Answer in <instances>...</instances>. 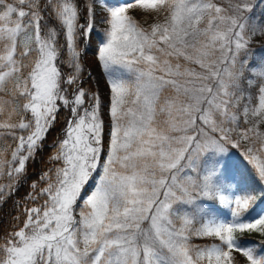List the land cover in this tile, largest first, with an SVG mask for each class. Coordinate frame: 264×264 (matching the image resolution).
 Masks as SVG:
<instances>
[{
	"label": "snow or ice",
	"instance_id": "snow-or-ice-1",
	"mask_svg": "<svg viewBox=\"0 0 264 264\" xmlns=\"http://www.w3.org/2000/svg\"><path fill=\"white\" fill-rule=\"evenodd\" d=\"M133 3L157 22L140 27L127 15ZM94 33L106 105L83 86ZM257 37L264 0H0V142L16 144L0 159V205L23 187L58 114H69L50 157L61 166L16 201L0 264H237L234 252L264 264L236 236L264 234V215L246 218L264 202ZM241 148L251 179L229 158ZM225 206L230 219L217 215ZM206 238L216 242L192 243Z\"/></svg>",
	"mask_w": 264,
	"mask_h": 264
},
{
	"label": "trees",
	"instance_id": "trees-1",
	"mask_svg": "<svg viewBox=\"0 0 264 264\" xmlns=\"http://www.w3.org/2000/svg\"><path fill=\"white\" fill-rule=\"evenodd\" d=\"M99 40L100 38L98 37V35L94 33L92 37V41L89 44L90 47H88L87 45L89 49L88 55L89 53L90 55L93 54L91 58L95 54L93 49L98 44ZM253 48L255 50V55L257 57L264 56V44L253 43ZM92 62L93 59L89 61L90 66L92 65ZM83 63L86 65L87 60L86 59L83 60ZM86 75H87V70L85 69V75L83 79L86 77ZM83 86L92 92H97L98 85L94 80L93 75L84 79ZM68 116L69 114L67 111H61L58 114L55 125L51 128V130L47 134L46 139L43 141L42 149L38 150L35 154L34 159L30 160L27 163V174L24 177L23 187H21L14 196H12L10 199H7L2 205H0V236L5 235L9 230H11L15 226L16 224L15 217H17V215L19 214L16 207V201L21 200L30 191L29 185L31 184V182L37 180L41 173L49 169L54 170L56 167L61 166L60 161L50 160V157L53 156L56 152L54 145L57 144L58 139H61L62 137L65 136V127L67 124ZM107 132L108 129L106 128L105 136H104L105 147H107V143H108ZM15 147H16L15 142H13L10 138L6 141V143L0 142V153H2L0 159L5 161L10 160L11 151L14 150ZM240 153L242 152L237 150L236 152H233L229 155L231 163L236 169H238L242 173H246L251 179L252 174H251L250 166L247 164V162L244 160V158L241 156ZM6 176L7 174L5 169V174L3 176H0V185L7 184ZM45 186L46 185L44 183L40 184V187H45ZM41 201L42 200L37 201V204H40ZM29 206H33V205L29 204ZM261 212H264V202L255 205L253 209H251L246 214V218L250 220L255 216H257L258 214H260ZM20 219L22 220L23 216H21ZM238 238L240 242L245 245L256 244L259 247L261 243H264V237L257 238L250 234H243ZM209 240L210 239H203V241H209Z\"/></svg>",
	"mask_w": 264,
	"mask_h": 264
},
{
	"label": "rangeland",
	"instance_id": "rangeland-1",
	"mask_svg": "<svg viewBox=\"0 0 264 264\" xmlns=\"http://www.w3.org/2000/svg\"><path fill=\"white\" fill-rule=\"evenodd\" d=\"M130 2H131V0H130ZM81 7H82V5H81ZM97 13H98L97 16H96L97 23H96L95 27H96L97 31L102 33L103 30L107 27L106 24L100 23L101 16L105 15V13L101 12L99 10V8L97 9ZM127 15L131 16L137 22V24L140 25V27L145 28V29H148L152 24L156 23L157 19H158L154 14L153 15H149L145 11L139 9L138 5H135L134 3H133V7L127 10ZM99 43H100V40H99L98 44L95 46V48L93 49L94 52H95L94 56L91 58V56L93 54L90 55V53H89V55H88V52H87V54L83 57V60H85V59L87 60V64L85 65V69L87 70V73H91L93 75V78H94V80L96 81V83L98 85L97 93H99V95L101 97V100H102V103L106 105L108 103V83H107V78L105 76V73L103 71L102 66L98 63V61L96 59V48L99 45ZM253 43L264 44V37H257L253 41ZM88 47H90V45H88ZM90 50H91V48H90ZM90 58H91V60L93 59V62H92L91 66L89 65V61H91ZM190 67H195V66L192 65ZM196 70L199 71L198 68ZM104 112H105V115H104L105 123H108L107 108L104 109ZM64 138H65V136L62 137L61 139H58L57 143L59 141L63 140ZM236 151L237 150L233 149L229 153V155L231 153H233V152H236ZM238 151L243 152V148L239 149ZM6 181L8 183V176H6ZM95 183H96L95 179L89 181V183L86 185V187L84 189V192L82 194L86 195V194L90 193L93 190V188L95 187ZM42 203H43V200L41 201L40 204H42ZM219 211L220 212L217 213V215L220 216V218H222V219H230V217H225L224 216V215H226V212H227V207L226 206L223 207ZM260 215H264V212L258 214L256 217H258ZM256 217H254V218H256ZM254 218H252V219H254ZM243 234H250V235H253V236L257 237V238L264 237V234H260V233H257V232H244ZM243 234L236 233L238 241H240L238 237H240ZM206 239H210V240L209 241H203V239H193L192 243L194 245L205 246V245H208L210 243H215L216 242L213 238H206ZM242 245L245 246V247H255L257 249V254L264 255V252H261L260 248L256 244H249V245L242 244ZM233 255L236 257L237 264H246V260L241 254L234 252Z\"/></svg>",
	"mask_w": 264,
	"mask_h": 264
}]
</instances>
